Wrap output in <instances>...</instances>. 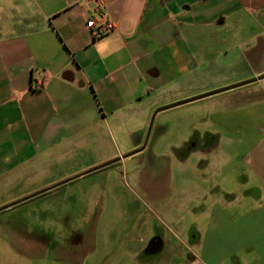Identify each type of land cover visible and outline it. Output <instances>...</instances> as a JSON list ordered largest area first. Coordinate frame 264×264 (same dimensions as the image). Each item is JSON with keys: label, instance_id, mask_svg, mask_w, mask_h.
<instances>
[{"label": "rangeland", "instance_id": "1", "mask_svg": "<svg viewBox=\"0 0 264 264\" xmlns=\"http://www.w3.org/2000/svg\"><path fill=\"white\" fill-rule=\"evenodd\" d=\"M8 1L0 0V17L6 16ZM243 17L241 32L249 34L253 29ZM192 30L200 36L179 41L190 50L241 42L207 39V34L238 31L232 23ZM198 54L194 89L204 85L211 92L264 73L255 75L264 68V47L241 54ZM220 82L227 84L210 89ZM192 131L212 136L215 144L186 151ZM98 141V147L71 155L62 165L34 168V180L0 179V207L57 184L49 185V180L65 176L61 182L98 166L89 164L114 152L107 134ZM180 143L185 147L180 149ZM254 145L264 148V78L163 110L155 115L138 154L0 211V264H261L264 199L258 195L264 186L246 161ZM206 194L229 197L233 203L224 217L234 227L222 236L208 229ZM210 207L213 213L212 202ZM155 237L166 243L161 252Z\"/></svg>", "mask_w": 264, "mask_h": 264}, {"label": "crops", "instance_id": "2", "mask_svg": "<svg viewBox=\"0 0 264 264\" xmlns=\"http://www.w3.org/2000/svg\"><path fill=\"white\" fill-rule=\"evenodd\" d=\"M6 8L0 17V179L7 183L22 176L34 180V168L62 165L67 157L98 147L105 134L114 152L89 166L137 149L155 109L207 93L204 85L191 86L197 53L241 54L264 47V0H10ZM244 15L253 29L249 34L241 32ZM90 18L107 20L115 29L92 39L85 26ZM227 23L238 31L207 39L240 40L237 46L190 50L179 42L200 36L190 32L197 26L218 29ZM36 81L41 89H32ZM248 151L249 168L264 186V148ZM63 177L47 183H61ZM263 196L260 188L258 197ZM202 200L208 229L222 236L234 227L224 217L226 206L233 205L229 197L206 194ZM154 239L163 251L165 241ZM195 241L199 244L198 237Z\"/></svg>", "mask_w": 264, "mask_h": 264}, {"label": "water", "instance_id": "3", "mask_svg": "<svg viewBox=\"0 0 264 264\" xmlns=\"http://www.w3.org/2000/svg\"><path fill=\"white\" fill-rule=\"evenodd\" d=\"M263 78H264V73L261 74V75H259L256 78H252V79H249V80L240 82V83H236V84H233V85H230V86H226V87L220 88V89L215 90V91H211V92H208V93H205V94H202V95H198V96H195V97H192V98H189V99H185V100H182V101H179V102H175V103H172L170 105H166V106H163V107H160V108L155 109L152 112V114L150 115V118H149V121H148V125H147V128H146V133H145L143 142H142V144H141V146L139 148H137L135 150H132V151H130V152L124 154V155L118 156L115 159H112V160H109L107 162H104L103 164H100V165H98L96 167H93V168L87 170V171H84L83 173H80L78 175L72 176V177H70V178L62 181L61 183H57V184L51 185L49 187H46L45 189H42L40 191H37V192H35L33 194H30V195H28L26 197H23L21 199H18V200H15L13 202H10V203H8L6 205H3V206L0 207V211L5 210V209H8L10 207H13V206H15V205H17V204H19V203H21V202L29 199V198H32V197L37 196V195H39V194H41L43 192H46V191L51 190L53 188H56V187H58L60 185H63L65 183H67V182H70V181H72L74 179H77L80 176L85 175V174H87L89 172L98 170V169H100V168H102L104 166H108L110 164H113L115 162H118L121 159L128 158V157H130V156H132L134 154H137V153L141 152L145 148V145H146V142H147L149 133H150V129H151V126H152V123H153V119H154V117H155V115L157 113H159V112H161L163 110H166V109H170V108H173V107L182 105V104H186V103L191 102V101H195V100H198V99L207 97V96H211V95H214V94H217V93H220V92H224V91H227V90H231V89L237 88L239 86H242V85H245V84H248V83H252V82H255V81H259V80H261Z\"/></svg>", "mask_w": 264, "mask_h": 264}, {"label": "built area", "instance_id": "4", "mask_svg": "<svg viewBox=\"0 0 264 264\" xmlns=\"http://www.w3.org/2000/svg\"><path fill=\"white\" fill-rule=\"evenodd\" d=\"M85 26L89 30L92 39H98L115 29V25L113 23L107 20L96 21L93 18L87 19ZM42 86V82L36 81L32 84V89H41Z\"/></svg>", "mask_w": 264, "mask_h": 264}, {"label": "flooded vegetation", "instance_id": "5", "mask_svg": "<svg viewBox=\"0 0 264 264\" xmlns=\"http://www.w3.org/2000/svg\"><path fill=\"white\" fill-rule=\"evenodd\" d=\"M205 94V93H204ZM198 96V95H197ZM195 97V96H194ZM212 136H207V134H199L197 133V131H193V133L190 136V141L186 146V151L189 152H196L199 149L205 150L207 147V149L211 147H213V145L215 144L212 139ZM142 144V143H141ZM141 146V145H140ZM139 148V147H138ZM188 153V152H187ZM155 240V239H154ZM153 242H149V244H151ZM150 246V245H149ZM149 251H153V250H149Z\"/></svg>", "mask_w": 264, "mask_h": 264}]
</instances>
